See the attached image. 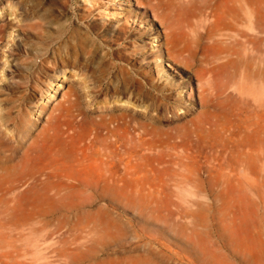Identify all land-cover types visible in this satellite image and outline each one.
<instances>
[{"label":"rangeland","instance_id":"rangeland-1","mask_svg":"<svg viewBox=\"0 0 264 264\" xmlns=\"http://www.w3.org/2000/svg\"><path fill=\"white\" fill-rule=\"evenodd\" d=\"M187 2L154 12L147 0H0L2 187L21 180L31 144L72 90L85 110L82 145L94 139L95 122L107 137L111 117L128 110L132 120L130 169L121 162L116 173L103 174L88 167L97 157L86 160L84 182L64 187L65 257L53 253V239H33L28 263L264 264V8L247 15L233 1V29L221 21L231 45L222 57L231 62L213 76L222 79L218 86L230 82L215 111L202 93L200 68L183 63L185 45L197 44L176 28L194 23L203 31L205 23ZM125 77L132 87L121 93ZM213 111L220 122L197 127ZM93 217V230L73 239Z\"/></svg>","mask_w":264,"mask_h":264},{"label":"bare ground","instance_id":"bare-ground-1","mask_svg":"<svg viewBox=\"0 0 264 264\" xmlns=\"http://www.w3.org/2000/svg\"><path fill=\"white\" fill-rule=\"evenodd\" d=\"M198 1L199 0H188L187 4L189 8L194 11L196 18H198L200 14L201 17L204 18L203 20L205 23L202 27L203 31L195 29L193 26L194 23L188 24L183 28H176V30L185 37H191L192 43L197 44L196 46H191L189 44L185 45L184 50L188 51V55H185L186 60L183 63L189 68H200L198 75L201 81V88L203 89L202 93L208 92L210 94L208 108H212L216 111V107L219 106L218 103H220L219 100L228 93V91L227 93L225 92L228 90L230 82V78L228 77L222 86H218V83L222 79L216 83L217 81L215 82L213 76L216 68H226L231 62L230 56L226 55L222 57L223 53H228L231 45L226 42L227 34L224 33L226 29L225 27L222 28L221 24H223V22L221 21H228L229 28L234 25V23L232 24V20L235 15H231L230 13V11L233 13V1L238 6L237 11L239 9V11H243L247 15H249L251 10H256V12H258L264 8V5L262 3L253 4L250 0H201V3ZM172 2H175V0H147L148 5L152 7L154 12L162 10L165 7H174L175 4L173 5ZM235 9L234 7V10ZM197 12H199V15ZM262 13L263 12H260V14ZM167 18L166 12L162 13V21L168 22ZM239 19H241V17ZM262 19H259L260 22ZM249 21L252 22V19L249 18ZM262 23H264L263 20ZM223 25L226 26L227 24L224 23ZM230 29L232 30L233 28ZM259 29L261 28L259 27ZM247 34L248 33H246V35ZM228 36L232 41V36ZM195 40H198V42L195 43ZM207 40L211 41L210 44L212 43V47L216 50V56L213 59L206 51V44L203 45L204 42H208ZM229 55H231V53H229ZM224 58H228L229 60L220 63L219 61ZM125 59L127 60L128 57H125ZM129 85H131L130 78L125 77L122 81V86L120 87L119 85V91L121 93L125 92ZM76 90L78 89L76 88ZM143 95L147 98L146 93H143ZM203 97L206 96L203 95ZM228 97L229 96L225 98ZM80 99L81 97L77 92L72 90L67 94L64 100L58 101L57 104H55L46 120V124L38 134L40 135L38 136L40 140L38 139L31 144L29 155L27 156V160H25V165L22 170L21 180L4 181L6 186L2 187L3 180L0 176L1 264H30L26 260L28 254V249H26V247L33 239L37 241L41 239L43 243H49V240L52 241L51 239H53V242L49 244L50 246H54L53 253H56V257L59 259L65 257L64 244L66 240V231L64 230V213L67 205L64 187L72 183L77 185V183L84 182L79 172L81 168H85L84 166L86 164L84 162H87L86 160L90 161L89 159L97 157L95 164H89L88 167L91 168L93 166L92 168L102 171L103 174L116 173L120 167L118 163L122 164L121 162H123L126 170L130 169L128 168L130 167L128 163L130 162L129 159L133 153V148H131L132 145L130 144L132 140L129 131L132 120H128V110H123V113L111 117L108 122L116 124L108 129L109 136L106 135L107 137L100 135V123L95 122V124L92 125L93 131H95L94 139L89 145L85 146L84 144L82 145V141L87 138L89 132H86L87 135L84 138L85 134L82 128L83 126H87L84 124L86 119L85 110L83 111L81 109L82 107L80 108ZM149 99L148 97L146 100ZM121 107H123V105H121ZM120 110L122 111L121 108ZM222 110L227 112L228 108H223ZM75 111H78L84 118L78 120ZM215 111H213L209 117L206 116L202 120H199L198 123H195L198 125L197 127H202L204 124H208L210 127L218 124L220 118L219 114L215 115ZM107 113L109 114V112ZM111 113L112 112H110V114ZM149 122H151V119ZM87 130L90 131V129ZM144 136L143 139H145ZM109 138L113 139L109 141ZM142 142L144 144L147 141H141V144ZM133 143L134 142H132V144ZM71 145L74 147L72 153L68 151V147L70 146L71 148ZM135 145L136 143L134 146ZM137 146L139 147V144H137ZM142 146L144 148V145H141L140 148ZM120 148H122V150ZM143 150L144 149H142V151ZM105 180L111 183H121L123 181L114 179L110 181L108 178ZM95 181L97 182V180ZM68 182H71V184L68 185ZM99 184H101V182ZM76 189L78 188L76 187ZM78 205V203H73L74 207ZM79 207H81V205ZM94 218L95 217L89 219L85 228H77L73 234V239H81L83 233L85 231L87 232V229L91 232L94 225L97 223ZM48 264H53V262H49Z\"/></svg>","mask_w":264,"mask_h":264}]
</instances>
